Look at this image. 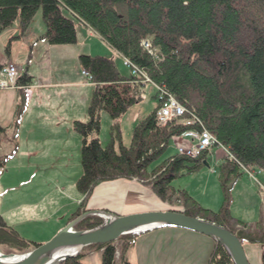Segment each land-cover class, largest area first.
I'll return each mask as SVG.
<instances>
[{"label": "trees", "instance_id": "trees-1", "mask_svg": "<svg viewBox=\"0 0 264 264\" xmlns=\"http://www.w3.org/2000/svg\"><path fill=\"white\" fill-rule=\"evenodd\" d=\"M39 10L46 27L40 40L52 46L74 45L79 27L87 25L132 70L129 75L122 74L115 60L107 56L79 57L95 87L87 121L73 122L74 131L82 138V173L76 186L85 199L69 220L85 211L84 203L97 184L137 180L151 186L163 201L172 203L176 196L180 208L173 210L228 229L244 248L264 246L262 211L251 226L234 217L230 209L235 183L246 172L251 176V171L264 170V0H0V29L18 21L24 33ZM18 38L9 39L8 52ZM32 78L24 71L17 85L25 90ZM147 84L156 88V98L158 90L162 91L183 106L185 113L162 123L157 101L150 114L135 122L130 145H123L121 118L142 102ZM22 94L17 129L26 108L27 98ZM104 113L111 121V140L106 144L99 137ZM188 119L195 121L194 125H187ZM191 129L208 130L215 142L199 156L177 151L157 162L173 138ZM4 131L0 124V139ZM219 146L226 151L219 164L224 199L215 211L201 206L187 190L176 189L173 181L200 169L212 148ZM8 158L0 157V168ZM101 223L99 217H89L76 229ZM142 234L119 239L123 264H132L126 254ZM114 242L91 246L102 250V264H116ZM39 245L22 237L0 215V246L5 251L22 253ZM83 258L80 254L63 264H85ZM208 264L235 263L225 247L214 242Z\"/></svg>", "mask_w": 264, "mask_h": 264}, {"label": "rangeland", "instance_id": "rangeland-1", "mask_svg": "<svg viewBox=\"0 0 264 264\" xmlns=\"http://www.w3.org/2000/svg\"><path fill=\"white\" fill-rule=\"evenodd\" d=\"M18 24L19 22L16 21V25ZM31 25L33 30L27 32L25 39L30 43H36L38 40L36 37L41 34L40 32H43L41 30L45 27L41 10L37 12ZM11 27L0 29L1 64L12 61L10 58L11 51L14 46L16 47V44L12 42L9 52L7 51L8 40L11 37L10 33H12L9 30ZM7 31L10 33L7 34ZM87 31L79 27V40L75 45H71L74 47L73 49L83 53L89 51L93 55L113 58L121 73L129 75L132 70L126 65L123 57L103 40H100L99 36H90ZM45 46L61 47L44 44L42 41L32 46V56L29 58V63L31 71L36 76L34 85L31 83L29 88H26L30 94L31 90L34 91L35 89V83L39 82V77H45L48 62L58 63L59 66L69 70L71 75L76 77V73L73 72L75 70L74 60L67 59L70 58L69 55L66 58L60 56L54 58L56 60H51L47 54L49 52L44 48ZM24 60L25 57L23 56L18 65L21 71H25L27 66V64L25 67L21 66L25 63ZM6 66L0 68V83L6 81L7 75L3 71ZM15 66L18 69L16 64ZM84 72H87L89 76L85 75ZM71 75V79H76ZM83 75L89 82L93 83L89 71L84 70ZM56 78L67 80V76H59L58 74H56ZM18 88H20L18 85L0 88V124L5 128L0 139V157L9 156L7 163L0 168V210L7 212L5 214L9 220L7 223L22 237L28 241L43 244L50 241L59 231L52 236L54 230L58 228L57 222L59 223V218L63 216V213H66L67 210L77 209L80 202L85 199V196L80 194L76 186L82 173L81 152L78 155H69L70 153L67 152L73 151L75 148L72 144L81 146V143H76L75 138L71 135H75L79 139L81 136L74 131L73 126H71L70 131L62 128L63 120L58 116H55L56 125H61V127L57 130L54 129L55 120L52 112L58 108L59 103L62 105V111H65L66 100L57 94H51L45 101H40L36 99V92L30 103L26 97V108L22 116L25 125L23 131L20 132L19 130L17 134V110L24 103V95ZM144 89L142 102L133 106L130 112L121 118L123 145H130L131 143L132 130L135 125L134 122H136L134 118L146 117L157 105L156 88L147 84ZM63 118L66 117L63 116ZM99 137L104 144L111 140V121L106 113L102 115V128ZM184 143L186 142L180 141V138H173L167 151L157 162L175 154L180 144L186 146ZM219 153V148H213L207 159L208 166L203 165L196 172L180 176L173 181V186L176 189L187 190L201 206L215 211L221 208L224 199L222 184L219 180ZM157 162L151 166H155ZM251 174L253 173L251 172ZM254 174L256 179L253 178V180H259L260 185L261 182L264 185V170L256 169ZM262 187L263 190H259L254 183L248 182L247 184L244 178L239 179L232 191L230 202L232 215L254 226L260 218V211L264 214V186ZM172 200V203L161 200L151 186L142 184L137 180L116 179L97 184L92 196L84 203L83 208L85 211L108 210L117 212V215L178 210L180 203L176 196ZM59 209L61 211H58ZM56 211L58 212L56 213ZM85 211L83 210V212ZM47 214H53L48 222L43 220ZM101 220L103 222V219ZM12 222H15L16 226L12 225ZM69 222L70 220L67 223ZM156 231L159 232L156 233ZM187 231L188 229L182 231L156 229L144 234L141 236L143 238L140 237L139 243L128 250L129 260H132L134 264H208V256L215 241L206 235L202 236L201 233L191 234ZM165 233H169L168 237L163 236ZM114 243L117 248L116 264H123L121 261L123 243L119 240ZM160 246H164L163 257L159 254ZM245 251L251 264H264V246L248 245L245 246ZM186 252L189 254V258L183 257ZM81 254H84L83 262L85 264H102V250L97 247L84 248Z\"/></svg>", "mask_w": 264, "mask_h": 264}, {"label": "water", "instance_id": "water-1", "mask_svg": "<svg viewBox=\"0 0 264 264\" xmlns=\"http://www.w3.org/2000/svg\"><path fill=\"white\" fill-rule=\"evenodd\" d=\"M205 165L208 166L207 161ZM94 216L103 222L90 229H76L80 222ZM164 227L183 228L206 235L223 245L235 264H251L240 239L231 231L175 210L128 215H117L108 210L85 211L61 228L50 241L29 251L6 253L0 246V264H63L77 258L84 248L92 245L108 244L127 235Z\"/></svg>", "mask_w": 264, "mask_h": 264}, {"label": "crops", "instance_id": "crops-1", "mask_svg": "<svg viewBox=\"0 0 264 264\" xmlns=\"http://www.w3.org/2000/svg\"><path fill=\"white\" fill-rule=\"evenodd\" d=\"M80 28H83V30L84 29L88 30L87 32H88V34L90 36L97 35V36H99L101 38L100 35H98L93 29H91L87 25H82V26H80ZM9 30H11L12 33H10V31H7L8 32L7 34L10 33L11 37H13L14 35L15 36L19 35V38L13 41V44H16V47L14 46V49H12V51H11L10 58H11L12 61H10V62H12V63H14V64H16L18 66L19 63L22 61V57L24 56L25 57V60H24L25 63L21 64V66L25 67L26 64H27L25 71H27L33 77L32 78L33 79L32 83L34 85V81H35V76L36 75H35V73L33 71H31L29 58L32 56V50H33L32 46H34L39 41H42V40H40V38H41L42 35H44V33L46 31V27H44V29L41 30L43 32L39 31L41 34H39V36L36 37L38 39V40L36 39L37 40L36 43H33V42L30 43L29 41H27L25 39V36H26L27 32H32V30H33L32 25H30L29 28L24 33H21L20 23L18 25H16V22H15L12 25L11 29H9ZM11 37L9 39H11ZM78 40H79V36H78ZM100 40H103V39L101 38ZM42 42H44V41H42ZM44 44H47V43L44 42ZM44 48L47 50V52H49L47 54H48V57L51 60H56L54 58H58L60 56H63L64 58H66L69 55L70 58H67V59H70V61L74 60V62H73L74 65L73 66H75L74 67L75 70L73 72L76 73V77L72 76L69 70L63 69L61 66H59L58 63L48 62V69H47V71L45 73V77H43V76L39 77V82L35 83V89H34V91L31 90V94L30 95H26V90L21 89V88H18V89L22 93L24 92L25 96L28 97L29 103H30V100L32 101V99L34 98L35 92L37 93L36 99H38L40 101H45V99L51 94H57L61 98L66 100V110L62 111V105L59 103L58 104V108L54 109V111L52 112V115L54 116V120H55V123H54V129L55 130H57V129H59L61 127V125H56L55 116H58V117H60L63 120L62 128L67 129L68 131H70L71 126H73V122L74 121H76V120L87 121V119H88V106H89V103H90V100H91V97H92V93H93V90H94L95 86H94L93 83L89 82L86 79V77L83 75L84 68L82 67L81 62L79 61V57H80L81 54H86V53L89 54V55H93V54H92V52H89V51L86 52V53H83V52H80V51H76V50L73 49L74 47L71 46V45H64V46H61V47H53V48L49 47V46H45ZM26 61H28V62H26ZM78 62H80V63H78ZM7 64L8 63H6V64H1L0 63V66H2V65L5 66ZM18 69H19V73L24 72V71L20 70L19 66H18ZM56 74H58L59 76H67V78H66L67 80L56 78ZM70 75L72 77L76 78V79H71ZM5 79L9 80V79H7V77ZM9 82H10V80H9ZM130 110H129V112H130ZM63 116H65L66 118H63ZM139 119H141V118H139ZM139 119H136V117L134 118V120H136V121H138ZM24 125H25L24 121L21 118V122L19 124L18 129H17V126H16V129L18 130V132L17 131L16 132L19 133V130H20V132H22ZM71 137L75 138V142L76 143L80 142L81 145H82V138L79 139L78 137H75V135H71ZM179 138H180V141L186 142V143H184L186 146H193L195 141H196V140H194V138L192 136L191 137H187V138H182V137H179ZM60 140H62V139H60ZM72 145H74L75 148H73V151H67L68 153H70L69 155H71V154H74V155L80 154L81 146L78 145V144H72ZM180 145H182V144H180ZM213 148H216V147H213ZM217 148L220 149L219 162H218L220 164L223 155L226 154V151L220 146L217 147ZM255 171H251L253 173V174H251V176L246 172V174L242 178H244V180H246L247 184H248V182L254 183V185L259 190H263V187H262V186H264L263 183L261 182V185H260V181L259 180H257V181L253 180V178L256 179L255 174H254ZM76 210L77 209H75V210H67L66 213H63V216L59 218V223L57 222V225H58L57 227L58 228L54 230L52 236L58 230H60L63 226L66 225V223L69 221V217ZM58 211H61V209H59ZM58 211H56V213ZM6 213L7 212H2L0 210V215L4 218V220L6 222H8L9 220L5 216ZM51 217H53V214H47L45 216V218H43V220H46L48 222V221H50ZM12 225L16 226L15 222H12ZM172 229H175V231L176 230H178V231L185 230V229L174 228V227H164V228H160V229H157V230H172ZM152 231H155V230H152ZM149 232H151V231L145 232L144 234H147ZM157 232H159V231H156V233ZM184 232H186V231H184ZM187 232H190L191 234H198L196 232H192V231H189V230ZM144 234H142V235H144ZM168 234L169 233H165L163 236H167ZM142 235H140L137 238V240H136L135 244L133 245V247L136 246L139 243V240L141 238H143V237H141ZM202 236H204V235H202ZM143 242H145V241H143ZM212 250H213V248H212ZM212 250H211V252H212ZM169 252L170 251L168 249V253ZM159 254L162 255V257L164 256V246H160L159 247ZM210 254H209L208 257H210ZM127 255H128V253L126 254V259L130 263L134 264L132 262V260H129V255L128 256ZM183 257L184 258H189L190 256L186 252L185 255H183ZM208 261H209V259L207 260V263H208Z\"/></svg>", "mask_w": 264, "mask_h": 264}, {"label": "built area", "instance_id": "built-area-1", "mask_svg": "<svg viewBox=\"0 0 264 264\" xmlns=\"http://www.w3.org/2000/svg\"><path fill=\"white\" fill-rule=\"evenodd\" d=\"M143 44H149L147 42H144ZM4 73L7 75V77L10 79L11 84L7 81H3L0 83L1 88H7L9 86H15L16 85V79L18 76V69L14 64H9L6 66V68L3 70ZM85 75L89 76L87 72H84ZM91 76V75H90ZM158 102L160 103L159 110L157 112V115L159 116V119L162 123H166L167 121L181 117L185 113V109L180 104H175L173 100L165 97V94L158 90ZM195 121L188 119L186 121V124L189 126L194 125ZM193 137L197 140V143H195L193 146H178V152L181 154H186L189 156H199L203 151H205L207 148L211 147L213 143L215 142L214 136L206 129H202V131L191 129L187 132H185L181 137L187 138V137Z\"/></svg>", "mask_w": 264, "mask_h": 264}, {"label": "bare ground", "instance_id": "bare-ground-1", "mask_svg": "<svg viewBox=\"0 0 264 264\" xmlns=\"http://www.w3.org/2000/svg\"><path fill=\"white\" fill-rule=\"evenodd\" d=\"M149 44H145V46H148ZM171 100H173V102H175V104H179L174 98L170 97Z\"/></svg>", "mask_w": 264, "mask_h": 264}]
</instances>
